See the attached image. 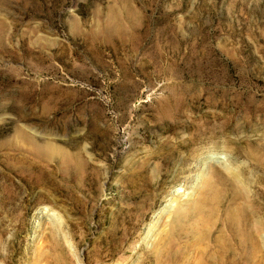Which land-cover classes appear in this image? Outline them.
<instances>
[{"label": "rangeland", "instance_id": "obj_1", "mask_svg": "<svg viewBox=\"0 0 264 264\" xmlns=\"http://www.w3.org/2000/svg\"><path fill=\"white\" fill-rule=\"evenodd\" d=\"M242 259L264 264V0H0V264Z\"/></svg>", "mask_w": 264, "mask_h": 264}, {"label": "bare ground", "instance_id": "obj_2", "mask_svg": "<svg viewBox=\"0 0 264 264\" xmlns=\"http://www.w3.org/2000/svg\"><path fill=\"white\" fill-rule=\"evenodd\" d=\"M239 192H240V191H239ZM242 206H243V205H242ZM244 207H245V206H244ZM239 210H241L240 207H239ZM246 210H247V209H246ZM254 210H255V209H254ZM247 211H248V210H247ZM240 212H241V211H240ZM245 212H246V211H245ZM252 212H254V211H252ZM248 213H249V212H248ZM248 213H247V215H248ZM242 218H243V217H242ZM242 218H241V219H242ZM245 221H246V220H245ZM246 222H247V221H246ZM240 223H241V222H240ZM248 225H249V224H248ZM250 225H251V224H250ZM253 226H255V225H253ZM242 227H244V226H242ZM246 227H248V226L246 225ZM251 227H252V226H251ZM255 227H258V226H255ZM231 228H232V227H231ZM242 229H243V228H242ZM245 229H246V231H248V239H247V240H251V239L253 240V234H252L253 232H252V230H250V228H245ZM233 230H234V229H233ZM237 230H238V229H237ZM240 230H241V229H240ZM255 230H256V229H255ZM255 230H254V231H255ZM258 230H259V227L257 228V231H258ZM235 231H236V230H235ZM262 231H263V230H262ZM241 232H243V231H241ZM235 234H236V233H235ZM238 234H239V232H238ZM254 234H255V233H254ZM234 236H236V235H234ZM238 236H239V235H238ZM238 236H237V237H238ZM242 236H243V235H242ZM242 238H243V237H242ZM247 240H246V241H247ZM240 242H241V241H240ZM57 243H58V242H57ZM217 243H218V242H217ZM219 243H220V242H219ZM211 244H212V243H211ZM216 245H217V244H216ZM220 245H221V244H220ZM251 245H252V243H251ZM208 246H209V245H208ZM218 247H219V246H218ZM220 247H221V246H220ZM240 247H241V246H240ZM245 247H246V246H245ZM238 248H239V247H238ZM250 248H251V247H250ZM242 249H243V248H242ZM251 249H253V248H251ZM223 250H225V249H223ZM239 250H240V249H239ZM255 250H256V249H255ZM245 251H246V250H245ZM201 252H202V251H201ZM225 252H226V251H225ZM242 252H243V250H242ZM246 252H247V251H246ZM249 252H250V251H249ZM220 253H221V251H220ZM223 253H224V252H223ZM223 253H222V254H223ZM250 253H251V252H250ZM201 254H202V253H201ZM238 254L240 255V253H238ZM207 255H208V254H207ZM234 255H235V254H234ZM239 255H238V256H239ZM247 255H248V254H247ZM252 255H253V254H252ZM209 256H210V255H209ZM244 256H245V255H244ZM244 256H243V257H244ZM243 257H242V258H243ZM221 258H222V256H221ZM240 259H241V258H240ZM250 259H251V258H250ZM238 260H239V259H238ZM242 260H243V259H242ZM239 261H240V260H239ZM244 261H245V260H243V263H244ZM248 261H249V260H248ZM208 262H209V261H208ZM210 262H211V261H210ZM252 262H253V261H252ZM236 263H237V262H236ZM206 264H207V263H206ZM208 264H210V263H208ZM232 264H233V263H232ZM237 264H238V263H237ZM244 264H245V263H244ZM248 264H251V263H248ZM255 264H256V263H255Z\"/></svg>", "mask_w": 264, "mask_h": 264}]
</instances>
